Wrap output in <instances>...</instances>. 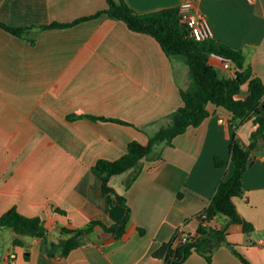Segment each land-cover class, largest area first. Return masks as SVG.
Listing matches in <instances>:
<instances>
[{
	"label": "crops",
	"instance_id": "crops-1",
	"mask_svg": "<svg viewBox=\"0 0 264 264\" xmlns=\"http://www.w3.org/2000/svg\"><path fill=\"white\" fill-rule=\"evenodd\" d=\"M127 1L140 12L183 2ZM193 1L208 17L213 38L243 50L264 80V0ZM107 6V0H0L1 21L31 28L18 36L0 25V215L17 206L27 216H42L57 244L53 256L41 237L24 236V246L14 245L16 233L2 227L0 264H162L155 251L179 227L197 231V215L208 207L221 179L234 171L232 162L215 164L216 156H230L233 114L211 103L210 116L165 146L161 159H143L144 168L130 186L132 170L112 176L110 184L132 210L126 233L117 238L97 226L64 254L58 241L62 225L84 226L95 218L112 225L127 213L113 194L102 191L93 165L123 156L131 141L148 144L183 105L181 89L190 83L184 59L177 67V57H169L155 37L132 31L124 21L102 15L66 27H42L72 23ZM247 95L246 89L242 96ZM257 127L255 116L239 125L243 146ZM243 187L235 202L254 229L244 232L233 225L228 238L254 264H264V138L244 172ZM182 264L244 262L223 245L212 262L194 252Z\"/></svg>",
	"mask_w": 264,
	"mask_h": 264
},
{
	"label": "trees",
	"instance_id": "trees-1",
	"mask_svg": "<svg viewBox=\"0 0 264 264\" xmlns=\"http://www.w3.org/2000/svg\"><path fill=\"white\" fill-rule=\"evenodd\" d=\"M107 3L105 9L89 17L72 23L54 22L42 27H66L102 15L124 21L132 31L155 37L169 57L183 58L189 69L190 83L187 88L181 89L183 105L169 115V122L166 125L150 136L148 144L137 140L131 141L128 151L123 156L115 160L100 158L92 167L93 172L102 180V191L105 194H113L119 203L127 208L126 215L112 225L104 223L99 218L92 219L88 224L79 227L62 225V230L58 233L59 246L64 254L68 255L80 246V237L89 234L97 226L116 235L117 238L122 237L126 233L132 210L127 198L110 184L112 176L132 170L128 184L130 186L144 168L143 159L152 161L161 159L165 146H173L177 136L186 132L190 126H199L210 116L209 104L213 103L229 110L233 114V122L236 126L230 143V156L227 159L216 156L215 164L218 167H225L232 162L234 171L229 177L225 176L221 179L210 204L197 215L200 221L197 231L192 233L179 227L173 237L164 242L154 255L162 260V264H182L192 253L198 252L212 262L215 251L226 245L241 258L244 264H254L228 237L233 225H240L244 232H251L254 229V224L239 211L235 198L244 194V172L260 140L264 138V80L254 73L243 50L220 42L213 36L197 40L189 26L182 20L180 6L140 12L127 0H107ZM0 25L18 36H24L31 29L11 26L1 20ZM213 53L221 54L231 60L238 69L236 76L223 74L218 67L219 63L212 56ZM245 86L248 95L243 97ZM84 116L94 120H112L131 124L117 118L93 114ZM251 116H255L258 127L251 134V143L243 146L237 138V128ZM55 211L66 213L60 208ZM221 217L225 218L221 226L213 224L214 220ZM2 227H10L14 230L16 233L13 239L14 245L24 246L26 244L24 236L44 238L48 253L54 255L51 248L56 247L57 244L50 240L49 229L42 216H27L21 213L17 206H13L0 215V229Z\"/></svg>",
	"mask_w": 264,
	"mask_h": 264
},
{
	"label": "built area",
	"instance_id": "built-area-1",
	"mask_svg": "<svg viewBox=\"0 0 264 264\" xmlns=\"http://www.w3.org/2000/svg\"><path fill=\"white\" fill-rule=\"evenodd\" d=\"M248 1L253 2L255 0ZM180 15L182 20L191 29L192 35L197 40H204L213 36V28L208 17L196 10L193 0H183L180 5ZM212 56L220 65H222L227 76H236L238 69L231 60L218 53H213Z\"/></svg>",
	"mask_w": 264,
	"mask_h": 264
},
{
	"label": "rangeland",
	"instance_id": "rangeland-1",
	"mask_svg": "<svg viewBox=\"0 0 264 264\" xmlns=\"http://www.w3.org/2000/svg\"><path fill=\"white\" fill-rule=\"evenodd\" d=\"M180 59H181L180 57L176 58V64H177V67H179V68L181 66ZM218 67L220 68V71H222V72L224 71V68L222 67V65L218 64ZM179 78L182 81V76H179ZM244 90H246V86L244 87ZM6 244H7V242H3V246Z\"/></svg>",
	"mask_w": 264,
	"mask_h": 264
}]
</instances>
